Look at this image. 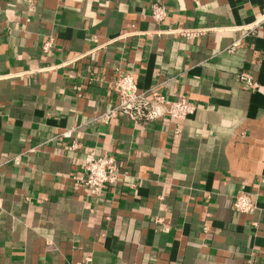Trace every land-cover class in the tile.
<instances>
[{"label": "crops", "instance_id": "0c3cea01", "mask_svg": "<svg viewBox=\"0 0 264 264\" xmlns=\"http://www.w3.org/2000/svg\"><path fill=\"white\" fill-rule=\"evenodd\" d=\"M162 1L158 24L150 0H0V264H264V0ZM118 72L197 109L92 121ZM91 154L120 171L98 195Z\"/></svg>", "mask_w": 264, "mask_h": 264}, {"label": "built area", "instance_id": "2783aa9c", "mask_svg": "<svg viewBox=\"0 0 264 264\" xmlns=\"http://www.w3.org/2000/svg\"><path fill=\"white\" fill-rule=\"evenodd\" d=\"M149 14L155 23H162L167 17V8L162 0H150ZM166 33L175 34L185 39H193L204 33L201 28H187L173 26ZM53 43L49 40L42 45V50L47 53ZM239 79L246 87L256 86L248 72H240ZM117 98L113 104L107 105L102 111L97 112L92 121L107 123L119 116L130 119L138 125H145L161 118H169L181 121L192 115L197 105L194 102L180 99H169L153 89L139 90L132 73L118 72L112 84ZM75 129H65L59 136L71 138ZM79 143L74 140L72 149H76ZM120 171L116 159L112 155H90L82 165V173L78 177V183L83 186L90 195H98L105 186L114 185L119 179ZM233 208L241 213H252L257 209L256 199L248 192L238 191L233 197ZM80 264H91V257L86 256Z\"/></svg>", "mask_w": 264, "mask_h": 264}]
</instances>
